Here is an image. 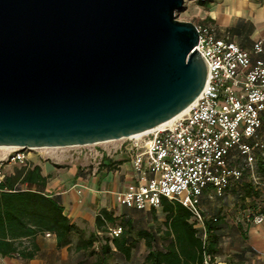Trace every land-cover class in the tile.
Here are the masks:
<instances>
[{
	"label": "water",
	"instance_id": "obj_1",
	"mask_svg": "<svg viewBox=\"0 0 264 264\" xmlns=\"http://www.w3.org/2000/svg\"><path fill=\"white\" fill-rule=\"evenodd\" d=\"M186 1L0 0V147L122 140L190 107L210 67Z\"/></svg>",
	"mask_w": 264,
	"mask_h": 264
},
{
	"label": "built area",
	"instance_id": "obj_2",
	"mask_svg": "<svg viewBox=\"0 0 264 264\" xmlns=\"http://www.w3.org/2000/svg\"><path fill=\"white\" fill-rule=\"evenodd\" d=\"M196 27L200 38L196 50L207 61L210 72L202 93L184 116L170 127L139 137L72 148L99 162L106 152H100L97 146L120 142L112 144L107 153H125L131 161L134 180L118 194V202L146 211L162 208L163 199L176 201L200 223L206 240L205 217L198 209L204 190L212 187L218 196H223L233 182L242 179L243 169L228 165L233 149L240 151L246 159V169L252 170L254 150L264 147L255 141L263 124L264 58L253 60L235 42L218 38L212 26ZM253 53H264L263 40L254 43ZM34 150L37 149L13 148L0 156V182L5 177V164H26L27 153ZM253 181L264 194V180ZM253 221L263 223L264 215L258 213ZM122 231L117 226L111 236L118 237Z\"/></svg>",
	"mask_w": 264,
	"mask_h": 264
},
{
	"label": "crops",
	"instance_id": "obj_3",
	"mask_svg": "<svg viewBox=\"0 0 264 264\" xmlns=\"http://www.w3.org/2000/svg\"><path fill=\"white\" fill-rule=\"evenodd\" d=\"M202 19L214 22L212 27L218 38L235 42L250 53L253 60L264 58V53H253L254 43L264 41V0H213ZM262 117L263 124L255 141L264 146V113ZM111 147L109 144L96 147L100 152H106L99 162L80 154L77 148H50L42 152L45 154L30 153L26 164L17 163L7 173L6 168L14 163L5 164L4 173L11 175L16 168L25 165L31 168L39 166L42 175L48 179L47 184L42 189L36 186L31 188L55 197L64 207L65 215L85 231L95 232L96 217L103 209L115 217L162 212L165 222L163 205L160 209H151L153 211H138L118 202V194L133 182L134 174L128 156L121 151L109 155L107 152ZM254 157L253 169H246L245 157L237 148L233 149L228 165L243 169L242 179L233 182L223 196H218L212 187H208L201 197L198 209L205 220H221L220 254L213 264H264V222L256 224L253 221L263 207L264 194L256 188L253 179L264 180V147L255 149ZM252 184L253 189L249 190ZM23 187L30 186L26 184ZM190 223L199 232L203 230L194 216ZM161 234L157 233V237ZM25 245H29V242H25ZM35 245L37 253L33 259H24L20 255L3 256L0 264H79L83 260L82 254L73 249H59L57 238L52 234L38 235ZM146 253L140 264L144 263Z\"/></svg>",
	"mask_w": 264,
	"mask_h": 264
},
{
	"label": "trees",
	"instance_id": "obj_4",
	"mask_svg": "<svg viewBox=\"0 0 264 264\" xmlns=\"http://www.w3.org/2000/svg\"><path fill=\"white\" fill-rule=\"evenodd\" d=\"M198 2L209 9L213 0ZM202 23L203 26L214 24L210 19ZM47 181L39 166L31 168L25 165L16 168L13 174L5 175L0 182V258L20 255L24 259H33L37 253L35 240L40 234L55 235L59 249L68 247L70 251L81 253L83 260L79 264H120L114 260L118 254L130 261L139 241H144L147 247L143 264H213L220 254L221 220H205V240L204 230L199 232L190 223L193 214L178 202L168 199H163L166 221L159 229H137L134 215L115 217L103 209L96 217L95 232L87 236L85 230L65 215L64 207L55 197L31 188L42 189ZM26 184L30 187L24 188ZM252 189L253 184L249 186V190ZM260 213L264 215V200ZM119 225L123 228L122 234L112 237L111 230ZM98 233L103 236V241L97 251ZM157 233H162L159 238ZM91 258L95 261H89Z\"/></svg>",
	"mask_w": 264,
	"mask_h": 264
},
{
	"label": "rangeland",
	"instance_id": "obj_5",
	"mask_svg": "<svg viewBox=\"0 0 264 264\" xmlns=\"http://www.w3.org/2000/svg\"><path fill=\"white\" fill-rule=\"evenodd\" d=\"M205 10L206 9L202 7L197 0H187L184 10L176 13V19L181 22L193 23L196 26H203L202 22L204 20L202 19V17H204ZM119 143L114 142L112 144L118 145ZM40 152L42 153L45 151L43 149H37L34 151H29L27 154L28 155L30 153L39 154ZM6 154H3L0 152V156H4ZM42 154H45V153H42ZM14 166L16 165L15 164L10 165L9 167L6 168L5 172L6 173L9 172L10 171L9 169H12ZM133 220L135 221L137 229H141V228L159 229L164 223L165 216L162 212L148 213V214H136L134 215ZM86 233H87V236H89L92 233V231H86ZM98 236H99V240L95 244L97 251L100 249L101 243L103 241V238H102L103 236L100 233H98ZM113 249H115L114 246H113ZM146 251H147V248H146L145 242L139 241L137 248L134 250L133 258L130 261L125 260L119 254L114 256V260H117L120 264H140V260L144 257ZM89 261L94 262L95 258H91L89 259Z\"/></svg>",
	"mask_w": 264,
	"mask_h": 264
},
{
	"label": "bare ground",
	"instance_id": "obj_6",
	"mask_svg": "<svg viewBox=\"0 0 264 264\" xmlns=\"http://www.w3.org/2000/svg\"><path fill=\"white\" fill-rule=\"evenodd\" d=\"M191 107H192V105L190 107H188L187 109H185L183 112H181L179 115L174 117L173 119H171V120L159 125L158 127L154 128V129H152L150 131L138 134V135H136V137H139V136H141L143 134H146V133H149V132H152V131H155V130H163V129L167 128V127H170L177 119H179L182 116H184L190 110ZM12 149L13 148L0 147V152L3 153V154H6V153L10 152Z\"/></svg>",
	"mask_w": 264,
	"mask_h": 264
}]
</instances>
